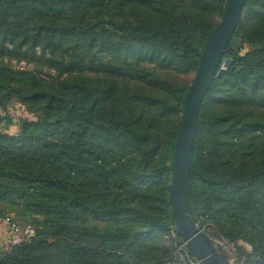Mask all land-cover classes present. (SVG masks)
<instances>
[{"label":"trees","instance_id":"16d2710c","mask_svg":"<svg viewBox=\"0 0 264 264\" xmlns=\"http://www.w3.org/2000/svg\"><path fill=\"white\" fill-rule=\"evenodd\" d=\"M226 2L0 0V203L36 229L0 264L174 261L171 164L192 79L163 71H197ZM228 57L201 103L188 202L241 264H264V0H247ZM12 100L34 114L15 132L1 126Z\"/></svg>","mask_w":264,"mask_h":264},{"label":"water","instance_id":"95a60500","mask_svg":"<svg viewBox=\"0 0 264 264\" xmlns=\"http://www.w3.org/2000/svg\"><path fill=\"white\" fill-rule=\"evenodd\" d=\"M247 0H227L221 18L211 30L201 52L199 65L185 95L171 164L169 203L176 230L202 264H232L228 253L193 220L188 202L191 156L197 133L201 103L214 80L231 66L224 55L236 32Z\"/></svg>","mask_w":264,"mask_h":264},{"label":"rangeland","instance_id":"374dc122","mask_svg":"<svg viewBox=\"0 0 264 264\" xmlns=\"http://www.w3.org/2000/svg\"><path fill=\"white\" fill-rule=\"evenodd\" d=\"M246 22L247 23H251L252 22V17L247 18ZM249 48H250V46L246 44L245 48L242 50V53H245ZM134 58H135L134 56H131V55L128 56V60L129 61H134ZM5 59H7V58H5ZM12 63L14 65H16V66H20L21 68H26V67H31V69L33 68L32 65L31 66L30 65H26V63L23 62V61H18L17 62V60H15V59L13 60ZM142 64H146V65H149V66H154V64H151L148 61H143ZM195 73L192 72V73L176 74V72H174V71H173V73H172V71H163V74H165L167 76V78H169V79H171V80H173L175 82L177 80L181 79V78H183L185 81H190L191 79L193 80V78L195 76ZM9 113H10L11 116L14 117L13 122L11 124L6 123V122H3V124L1 125L2 127H4L3 128L4 130H7L9 132H15L16 131L17 121L20 118H22V117H30V118H33L34 117V114L33 113L28 112L26 110L25 106L22 103H20V102H18L16 100H12V102L10 103V105H9ZM181 117H182V114H181ZM170 183H171V180H170ZM2 216H9V217H11L20 226L26 225V224L30 223V222H23L17 215H15L14 211H12L10 209V207H8V205H5V204L0 203V217H2ZM3 228H4L3 225L0 224V234H2V235L3 234H6L4 232V229ZM215 240L218 243H220L223 246L224 250L228 253L229 258H230L232 264H241L237 260V257H238L237 256V250H235L236 247L234 245H231L229 243H225V242H223L224 240L219 239V238H215ZM239 244L242 245L243 247H245V249H247L248 251H250L252 249L251 245L249 243L245 242V241H240Z\"/></svg>","mask_w":264,"mask_h":264},{"label":"built area","instance_id":"2783aa9c","mask_svg":"<svg viewBox=\"0 0 264 264\" xmlns=\"http://www.w3.org/2000/svg\"><path fill=\"white\" fill-rule=\"evenodd\" d=\"M0 224L3 225L4 232L6 233L3 235L0 234V250L3 252L10 251L13 246L30 240L36 234V229L33 225L26 224L20 226L9 216L0 217ZM165 239L168 240L174 257V261L170 264H175V260H178L182 264H202L201 261L191 253L190 247L184 239H176L174 246L170 243V234H167ZM223 242L227 243L225 240Z\"/></svg>","mask_w":264,"mask_h":264}]
</instances>
